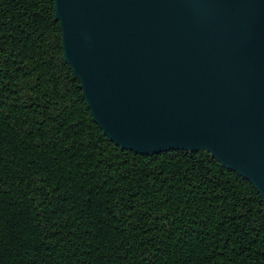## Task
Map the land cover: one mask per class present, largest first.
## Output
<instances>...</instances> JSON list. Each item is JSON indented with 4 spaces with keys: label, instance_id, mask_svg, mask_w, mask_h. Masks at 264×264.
Wrapping results in <instances>:
<instances>
[{
    "label": "trees",
    "instance_id": "1",
    "mask_svg": "<svg viewBox=\"0 0 264 264\" xmlns=\"http://www.w3.org/2000/svg\"><path fill=\"white\" fill-rule=\"evenodd\" d=\"M54 0H0V264H264V200L205 150L95 121Z\"/></svg>",
    "mask_w": 264,
    "mask_h": 264
},
{
    "label": "water",
    "instance_id": "2",
    "mask_svg": "<svg viewBox=\"0 0 264 264\" xmlns=\"http://www.w3.org/2000/svg\"><path fill=\"white\" fill-rule=\"evenodd\" d=\"M67 62L122 149L212 154L264 200V0H54Z\"/></svg>",
    "mask_w": 264,
    "mask_h": 264
}]
</instances>
